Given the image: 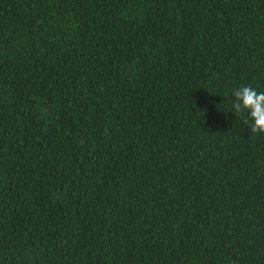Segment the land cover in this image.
Listing matches in <instances>:
<instances>
[{"label": "trees", "instance_id": "1", "mask_svg": "<svg viewBox=\"0 0 264 264\" xmlns=\"http://www.w3.org/2000/svg\"><path fill=\"white\" fill-rule=\"evenodd\" d=\"M264 0H0V264H264Z\"/></svg>", "mask_w": 264, "mask_h": 264}, {"label": "clouds", "instance_id": "2", "mask_svg": "<svg viewBox=\"0 0 264 264\" xmlns=\"http://www.w3.org/2000/svg\"><path fill=\"white\" fill-rule=\"evenodd\" d=\"M233 96L232 113H246L251 120V134H264V92L246 85L235 90Z\"/></svg>", "mask_w": 264, "mask_h": 264}]
</instances>
